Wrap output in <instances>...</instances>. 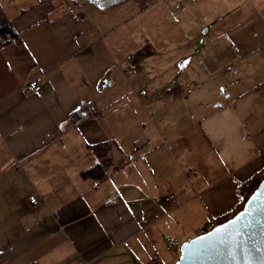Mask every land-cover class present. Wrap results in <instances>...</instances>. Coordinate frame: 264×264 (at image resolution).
<instances>
[{
  "label": "crops",
  "instance_id": "1",
  "mask_svg": "<svg viewBox=\"0 0 264 264\" xmlns=\"http://www.w3.org/2000/svg\"><path fill=\"white\" fill-rule=\"evenodd\" d=\"M0 19L17 34L0 48V264H174L168 239L264 174V0H0ZM81 105L97 114L70 125Z\"/></svg>",
  "mask_w": 264,
  "mask_h": 264
},
{
  "label": "water",
  "instance_id": "2",
  "mask_svg": "<svg viewBox=\"0 0 264 264\" xmlns=\"http://www.w3.org/2000/svg\"><path fill=\"white\" fill-rule=\"evenodd\" d=\"M174 264H264V178L234 216L183 241Z\"/></svg>",
  "mask_w": 264,
  "mask_h": 264
},
{
  "label": "trees",
  "instance_id": "3",
  "mask_svg": "<svg viewBox=\"0 0 264 264\" xmlns=\"http://www.w3.org/2000/svg\"><path fill=\"white\" fill-rule=\"evenodd\" d=\"M127 0H105L106 6H115L126 2ZM17 37L11 23L9 21L0 19V48L8 45L10 42L15 40ZM97 112L87 105H81L78 109L71 112L68 116V123L73 126H79L82 123L90 120L95 116ZM106 167V161H99L97 164L93 165L91 168L83 171L81 176L83 178L99 179L104 175V170ZM264 178L262 172H258L253 175L250 179L240 184L236 189L237 203L234 209L222 216L215 218L216 222L222 223L234 216L238 211H240L248 198V196L255 190L258 184Z\"/></svg>",
  "mask_w": 264,
  "mask_h": 264
},
{
  "label": "built area",
  "instance_id": "4",
  "mask_svg": "<svg viewBox=\"0 0 264 264\" xmlns=\"http://www.w3.org/2000/svg\"><path fill=\"white\" fill-rule=\"evenodd\" d=\"M134 57L129 58V63L133 64L134 63ZM43 81V75L42 73H37L36 75L33 76L32 79H30L27 84L25 85V89L31 93L39 92L41 90V83ZM28 202L31 205H36L38 203V199L35 195L30 196L28 198ZM177 204V199L174 194H167L162 196L159 199V205L165 207V208H173ZM218 223L216 220L213 218L206 222L205 224L201 225L199 227V235H202L210 230H212ZM180 242L168 239L167 245L169 248H175V247H180Z\"/></svg>",
  "mask_w": 264,
  "mask_h": 264
},
{
  "label": "rangeland",
  "instance_id": "5",
  "mask_svg": "<svg viewBox=\"0 0 264 264\" xmlns=\"http://www.w3.org/2000/svg\"><path fill=\"white\" fill-rule=\"evenodd\" d=\"M193 56L197 57L195 54H194ZM189 58H190V57H189ZM190 60H192V58H190ZM194 63H195V65H196L197 67H199V66L197 65V60H196V59H195ZM199 64H200V63H199ZM183 112H184V115H185V117H186L187 119H189V113H191L193 116L195 115V114L193 113L192 110H184ZM179 160L182 161L180 158H179ZM174 238L178 239L180 243H182V242L184 241V240L182 239V237H177V236H176V237H173V239H174ZM176 239H175V241H176ZM167 252L170 253L171 255H175V254L179 253V247L169 248V249H167ZM167 252H166V253H167Z\"/></svg>",
  "mask_w": 264,
  "mask_h": 264
},
{
  "label": "snow or ice",
  "instance_id": "6",
  "mask_svg": "<svg viewBox=\"0 0 264 264\" xmlns=\"http://www.w3.org/2000/svg\"><path fill=\"white\" fill-rule=\"evenodd\" d=\"M220 231H221L220 229H217V233H218V234L220 233Z\"/></svg>",
  "mask_w": 264,
  "mask_h": 264
}]
</instances>
